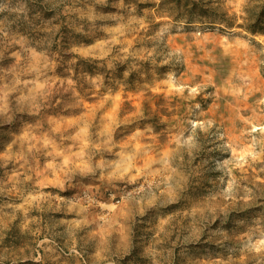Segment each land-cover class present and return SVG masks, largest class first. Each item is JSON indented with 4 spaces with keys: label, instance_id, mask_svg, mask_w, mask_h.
Wrapping results in <instances>:
<instances>
[{
    "label": "rangeland",
    "instance_id": "1",
    "mask_svg": "<svg viewBox=\"0 0 264 264\" xmlns=\"http://www.w3.org/2000/svg\"><path fill=\"white\" fill-rule=\"evenodd\" d=\"M0 264H264V0H0Z\"/></svg>",
    "mask_w": 264,
    "mask_h": 264
}]
</instances>
